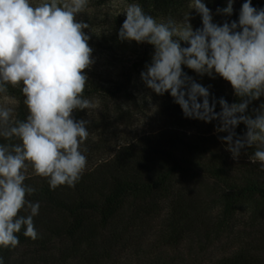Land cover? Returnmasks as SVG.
Segmentation results:
<instances>
[{"label":"trees","instance_id":"1","mask_svg":"<svg viewBox=\"0 0 264 264\" xmlns=\"http://www.w3.org/2000/svg\"><path fill=\"white\" fill-rule=\"evenodd\" d=\"M126 1L138 3L158 21L169 16L180 21L188 12L190 18L196 15L195 24L202 21L195 9L190 10L191 0ZM202 2L211 14L228 4V0ZM251 4L264 9V0H251ZM124 20L114 16L103 21L94 33L100 45L105 44L109 52L134 45L147 49V42L119 39ZM181 46L188 45L181 42ZM182 69L191 78L196 75L187 66ZM197 80L208 89L216 113L222 111L221 99L229 105L248 99L238 97L215 73ZM124 88L115 81L88 77L84 96L98 101L99 112H73L77 120L89 121V136L82 145L87 148L86 169L74 187L53 190L29 166L24 183L36 189L27 199L40 204L39 214L33 217L38 238L25 237L22 227L16 234L20 241L16 248H0L4 264H175L178 258L168 252L185 245L204 254L224 248L211 264H264V170L259 162L249 160L255 146L241 149L247 154L245 162L235 160L213 127L188 135L186 126L205 121L185 117L170 93L138 97ZM122 91H128L133 102L139 98V107L154 112L146 130L122 123L129 112V106L121 103ZM7 95L15 101L16 117L26 120L20 88L8 86ZM3 99L0 95V103ZM261 105L264 96L251 100L245 114L255 118ZM235 130L237 137H243L247 126L240 123ZM19 215L28 213L22 210Z\"/></svg>","mask_w":264,"mask_h":264},{"label":"clouds","instance_id":"2","mask_svg":"<svg viewBox=\"0 0 264 264\" xmlns=\"http://www.w3.org/2000/svg\"><path fill=\"white\" fill-rule=\"evenodd\" d=\"M89 0H0V248L19 245L16 235L35 240L38 232L33 217L39 202L27 199L36 189L25 185L28 169L46 178L51 189L74 187L87 166L82 148L89 136L86 120L73 118L75 110L95 109L84 96L88 77L85 70L93 64V49L78 22ZM202 18V28L193 30L189 12L177 21L169 16L157 20L138 3H128L119 39L147 42L155 48L152 63L141 73L146 86L156 94L170 93L185 117L211 122L219 119L218 132L227 150L238 159L241 149L255 146L249 157L264 170V105L253 118L246 115L249 102L264 96V9L257 10L251 0L243 3L238 23H213L211 10L202 0H191ZM233 12V0L223 9ZM240 29V30H237ZM181 42L187 47H182ZM182 65L200 75L213 73L228 81L238 97L248 99L229 105L219 101L222 111H214L209 91L187 76ZM8 86L20 88L28 115L20 120L8 97ZM202 98V102H200ZM239 114V115H238ZM247 126L243 137L235 127ZM18 140L19 143H13ZM28 213L21 216V211ZM0 264H4L0 256Z\"/></svg>","mask_w":264,"mask_h":264},{"label":"rangeland","instance_id":"3","mask_svg":"<svg viewBox=\"0 0 264 264\" xmlns=\"http://www.w3.org/2000/svg\"><path fill=\"white\" fill-rule=\"evenodd\" d=\"M32 2L35 4L38 3L39 0H32ZM126 4H128L126 0H100L98 2L89 1L88 7L85 12L77 14L76 19L78 22L82 21L88 23L90 26L88 29H84V32L90 37L88 44L93 49V64L89 69L85 70V74L87 75V77H94L99 81H115L116 83L122 84L123 88L125 87L129 92H134L135 95H138V97L145 95H148L149 97L152 96L155 92L146 86L145 82L141 78V73L146 71L147 66L152 63V57L154 55L155 48L148 45L147 49H144L143 47L138 48L134 45L130 48H122L121 50L116 49L113 52H109L108 49H105V44L101 43L100 45L97 35L94 34L96 32H99L100 26H103L104 20L111 19V17L114 16H119L126 19V13L122 12ZM242 5L243 4L241 0H235L233 1V12L231 15H225L222 12L212 14L213 23L221 26L225 22H228L230 24L232 21H236L238 23ZM195 14L196 13H194V15ZM195 16L194 18H190V23L192 27L194 26L193 30L202 28V21L195 24ZM200 77L201 75L196 73V75L192 77V79H194L196 83H199L197 79H199ZM227 85L231 86L228 81ZM128 91L127 93H124V91H122L119 94V96L121 97V103H123V105L129 106V112L128 114H124L122 123L126 124L128 122H132L134 125L138 124L141 126L140 129L144 131L147 128L146 124L150 123H148V121H151V118L154 117V112L152 110L139 107L137 104L140 103L138 102L139 98H136L137 102H133L132 100H130L128 97ZM93 102L97 105L96 108L86 110L88 114L96 115L99 112L98 109L100 106L98 104V101ZM2 103H4V99L2 100ZM12 106L14 107V104H12ZM73 118L76 120L78 119V117H75L74 113ZM205 124L208 123H190V125L186 126V129L189 130L188 135L208 132L210 127H213L212 131H215L220 126V120H215L212 125L209 124L207 126ZM234 131L236 130L234 129ZM214 134L221 140V137L226 136L228 133L216 131L214 132ZM237 135L238 134H236V137H234V139L237 138ZM221 142L227 149V144L222 140ZM235 160L245 162L247 160L246 152L241 150L239 158ZM152 241L153 238L151 237L147 243L150 244ZM223 250L225 249L219 246L217 250L209 249L204 254L202 249H200V251H197L195 246L191 247L190 245H185L176 252L169 251L170 255L169 252L167 255L169 257L171 256V258L176 257V260L178 258V261L175 264H211V262L214 261L216 257L222 256V254L224 253Z\"/></svg>","mask_w":264,"mask_h":264}]
</instances>
